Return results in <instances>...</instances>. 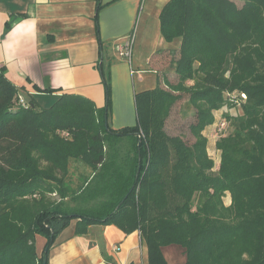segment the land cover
<instances>
[{"label":"trees","instance_id":"1","mask_svg":"<svg viewBox=\"0 0 264 264\" xmlns=\"http://www.w3.org/2000/svg\"><path fill=\"white\" fill-rule=\"evenodd\" d=\"M238 1L240 7L231 0H171L163 8L161 34L168 43L179 40L180 49L164 59L174 72L135 95V128L110 129L105 76L103 109L67 93L39 109L34 101L20 103L0 66V264H45L74 218L77 236L93 225L140 232L148 264H168L162 248L171 245L184 248V264H264V0ZM182 96L195 121L168 137L163 125ZM146 105L155 109L150 116ZM237 106L241 115L223 114L216 163L206 132L217 112ZM125 137L133 141L131 173H114L100 186L111 204L66 210L71 163L85 164L95 178L112 156L107 143ZM37 236L46 239L42 257Z\"/></svg>","mask_w":264,"mask_h":264},{"label":"crops","instance_id":"2","mask_svg":"<svg viewBox=\"0 0 264 264\" xmlns=\"http://www.w3.org/2000/svg\"><path fill=\"white\" fill-rule=\"evenodd\" d=\"M170 1L0 0V66L19 89V96L38 107L46 98L51 104L67 93L90 99L97 109H103L107 103L105 76L111 85L110 129L132 128L135 95L158 86L170 67L164 59L180 49L179 40L168 43L161 34V12ZM133 34L130 63L118 58L114 45ZM162 51L166 54L160 56ZM47 89L55 92L46 93ZM128 139H111L113 147L109 142L105 149L119 157L123 144L129 157L133 156V141ZM84 165L77 161L70 165L67 183L77 197L87 188L89 180L85 183L84 179L93 177ZM93 200L95 204L75 202L69 207L89 210L102 201ZM225 203L231 204L230 196ZM77 223L78 219H71L46 253V239L36 237V251L39 257L45 253V264H148V249L140 232L126 234L113 224L93 225L86 235L77 236ZM184 251L178 245L162 248L168 264H174L167 260L173 255L177 264H184Z\"/></svg>","mask_w":264,"mask_h":264},{"label":"rangeland","instance_id":"3","mask_svg":"<svg viewBox=\"0 0 264 264\" xmlns=\"http://www.w3.org/2000/svg\"><path fill=\"white\" fill-rule=\"evenodd\" d=\"M234 3H236L238 5V7H240L242 4L238 1V0H231ZM122 60H126L124 58L118 57ZM168 72L173 73L174 72V67L170 66L168 67ZM172 76V74H169V76ZM133 86V85H132ZM161 88H163L164 90H166L167 88L160 84ZM188 96H182V99L179 100L174 107L171 110L170 116L169 118L165 121L164 125H163V130L166 133V135H168V137H172V136H176V135H180V133H186L188 132V128L189 126L195 121V116H194V110L191 109V107L188 106ZM50 101L46 98V102L44 103V105L38 107L39 109H48L51 106H53V104L56 102H52L51 104L47 103ZM134 104V101H133ZM133 114H132V119L134 120V127L135 128L137 126V120H136V112H135V105H133ZM146 108H148V112L147 115L150 116L152 112H155V109L151 107V105H146ZM227 113L233 117L241 115L242 114V108L240 106H237L235 108H224L222 109V114H220V112L216 113V117H215V123L212 125V127H210V132L207 133L208 138H209V143H210V155L212 156V158L214 159L215 162L219 161V150L217 148V143L219 140L222 139V130H218L217 132L214 131V127L215 125H217L219 122L222 121L223 114ZM225 115V114H224ZM217 123V124H216ZM222 127V124H221ZM141 137L146 141V137L144 135V133H142ZM125 142L129 141L128 137L122 138ZM110 144H112L111 147H113V141L110 140ZM126 145L122 144V147H119V157H113V155L108 159V163H107V167H105L104 169H100V172L97 173V175L92 178H90V175L88 176V179H84V181L89 180L87 186L89 185L90 187L87 188L85 191H83L78 197L74 196V193L70 192V187H67V193H66V200H65V208L66 210H70L71 212H79L82 210H74L71 209L69 206H72L75 202H79V203H85V204H90L91 201H94L93 198L95 200L97 199H101L102 201L99 202L98 206L104 203H110L112 202V198L108 195L102 194L100 191V187L102 184H104V179L108 180L107 184H109V182L113 181V175L114 173H119L122 171V173H124L125 176H127L128 174L131 173V171H129L130 168V160H131V156L129 157V154L127 153V149L125 147ZM83 164V163H82ZM126 165V168H124V166ZM85 166V165H84ZM86 167V166H85ZM124 168V169H122ZM112 177V178H111ZM90 178V179H89ZM100 178V179H99ZM102 178V180H101ZM115 179V177H114ZM86 186V187H87ZM99 187V188H97ZM77 197V198H76ZM104 202V203H103ZM98 203V202H97ZM88 204V205H89ZM95 204V201H94ZM168 262L170 263L169 260H173L171 262H174V264H177L176 262H178V259L176 258V256H170L168 257Z\"/></svg>","mask_w":264,"mask_h":264},{"label":"built area","instance_id":"4","mask_svg":"<svg viewBox=\"0 0 264 264\" xmlns=\"http://www.w3.org/2000/svg\"><path fill=\"white\" fill-rule=\"evenodd\" d=\"M134 45H135V35L133 34L129 36L125 41L116 43L114 45V51L118 57L124 58L131 63L133 53H134ZM242 98L246 99V96L242 95ZM20 103L22 105H26V102L21 97H20ZM221 124H222V127H221ZM214 128H215L214 131L216 132H217V129L220 131L222 130V137H223L224 132L226 131V128H227V123L225 121H221L217 125H215Z\"/></svg>","mask_w":264,"mask_h":264}]
</instances>
